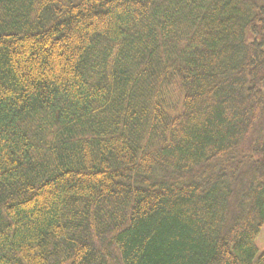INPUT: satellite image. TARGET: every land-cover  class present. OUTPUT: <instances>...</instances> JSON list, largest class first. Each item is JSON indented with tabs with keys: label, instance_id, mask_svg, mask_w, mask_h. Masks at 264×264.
<instances>
[{
	"label": "trees",
	"instance_id": "trees-1",
	"mask_svg": "<svg viewBox=\"0 0 264 264\" xmlns=\"http://www.w3.org/2000/svg\"><path fill=\"white\" fill-rule=\"evenodd\" d=\"M264 0H0V264H264Z\"/></svg>",
	"mask_w": 264,
	"mask_h": 264
},
{
	"label": "rangeland",
	"instance_id": "rangeland-1",
	"mask_svg": "<svg viewBox=\"0 0 264 264\" xmlns=\"http://www.w3.org/2000/svg\"><path fill=\"white\" fill-rule=\"evenodd\" d=\"M256 246L258 248V252L261 253L264 251V225L260 229V232L256 239Z\"/></svg>",
	"mask_w": 264,
	"mask_h": 264
}]
</instances>
